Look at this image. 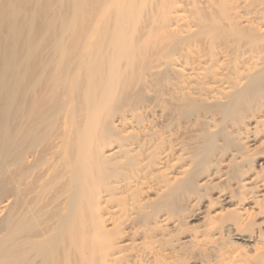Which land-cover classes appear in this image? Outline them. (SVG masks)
<instances>
[{
  "label": "bare ground",
  "instance_id": "obj_1",
  "mask_svg": "<svg viewBox=\"0 0 264 264\" xmlns=\"http://www.w3.org/2000/svg\"><path fill=\"white\" fill-rule=\"evenodd\" d=\"M0 264H264V0H0Z\"/></svg>",
  "mask_w": 264,
  "mask_h": 264
}]
</instances>
